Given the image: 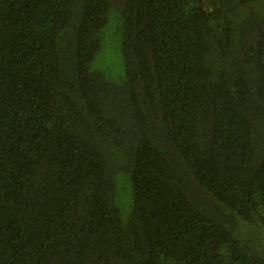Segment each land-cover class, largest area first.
I'll return each instance as SVG.
<instances>
[{
  "label": "trees",
  "instance_id": "trees-1",
  "mask_svg": "<svg viewBox=\"0 0 264 264\" xmlns=\"http://www.w3.org/2000/svg\"><path fill=\"white\" fill-rule=\"evenodd\" d=\"M263 214L264 0H0V264H264Z\"/></svg>",
  "mask_w": 264,
  "mask_h": 264
},
{
  "label": "rangeland",
  "instance_id": "rangeland-1",
  "mask_svg": "<svg viewBox=\"0 0 264 264\" xmlns=\"http://www.w3.org/2000/svg\"><path fill=\"white\" fill-rule=\"evenodd\" d=\"M190 8H191V6L189 4L185 5L186 11L190 10ZM112 48L114 49V46H112ZM107 57H108V59H105V61L103 60V58H100L99 61H98L97 66L103 67V68L113 72L111 70V68L109 67V65H113V63L114 64L116 63V60H118V54L114 52V54L112 55V49L110 48V49H108ZM99 64H101V65H99ZM262 221L264 223V214H263V217H262ZM222 259L224 260L225 264H228V261H229L228 257L223 252H222Z\"/></svg>",
  "mask_w": 264,
  "mask_h": 264
}]
</instances>
